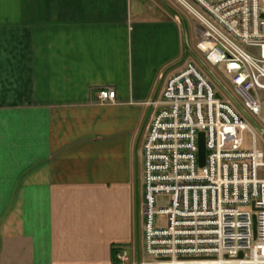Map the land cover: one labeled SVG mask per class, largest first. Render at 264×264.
<instances>
[{
  "label": "crops",
  "instance_id": "obj_1",
  "mask_svg": "<svg viewBox=\"0 0 264 264\" xmlns=\"http://www.w3.org/2000/svg\"><path fill=\"white\" fill-rule=\"evenodd\" d=\"M143 1L0 0V264H124L151 102L191 56Z\"/></svg>",
  "mask_w": 264,
  "mask_h": 264
},
{
  "label": "built area",
  "instance_id": "obj_2",
  "mask_svg": "<svg viewBox=\"0 0 264 264\" xmlns=\"http://www.w3.org/2000/svg\"><path fill=\"white\" fill-rule=\"evenodd\" d=\"M191 1L202 12L180 0L204 25L199 52L211 65H224L232 92L190 50L195 60L151 102L159 109L143 143L144 249L154 261L131 264H264V152L252 119L264 122V0ZM98 97L113 101L116 92ZM245 132L252 148H244ZM117 258L130 262L124 248Z\"/></svg>",
  "mask_w": 264,
  "mask_h": 264
},
{
  "label": "rangeland",
  "instance_id": "obj_3",
  "mask_svg": "<svg viewBox=\"0 0 264 264\" xmlns=\"http://www.w3.org/2000/svg\"><path fill=\"white\" fill-rule=\"evenodd\" d=\"M192 5H194L199 11L202 12L200 8L196 6L191 0H188ZM146 6L159 7L163 10H167L171 13L178 15L185 23L186 32L189 40V47L191 50L195 51L199 56L205 61L209 70L232 92V85L230 83V76L226 73L224 65L213 66L208 63L205 57L199 52L198 41H199V31L204 27V25L197 19V17L183 4L180 0H145L143 1ZM150 2V3H149ZM190 60L194 61L195 57L190 54ZM204 73L209 77L217 91L220 90L217 80L211 76V74L204 69ZM224 98H227L226 96ZM252 119L257 122L254 126L256 132L257 148L264 152V137L260 133V129H264V122L255 115H252ZM244 139V148H252V134L250 132H245L241 134ZM144 142V140H143ZM134 179L136 183L135 198L134 203V225H135V240L131 247L130 256L131 258L142 261H154L153 258L148 256L144 249V211H145V200L143 193V144L138 149L137 164L134 170ZM259 176L264 178V168L259 170ZM134 188V186H133ZM157 222L160 224H165L166 218L158 216Z\"/></svg>",
  "mask_w": 264,
  "mask_h": 264
},
{
  "label": "water",
  "instance_id": "obj_4",
  "mask_svg": "<svg viewBox=\"0 0 264 264\" xmlns=\"http://www.w3.org/2000/svg\"><path fill=\"white\" fill-rule=\"evenodd\" d=\"M199 145H200V150H199L200 165L204 166L205 165V158H206V148H205V137H204L203 133L200 134ZM255 231H256V222H255Z\"/></svg>",
  "mask_w": 264,
  "mask_h": 264
},
{
  "label": "trees",
  "instance_id": "obj_5",
  "mask_svg": "<svg viewBox=\"0 0 264 264\" xmlns=\"http://www.w3.org/2000/svg\"><path fill=\"white\" fill-rule=\"evenodd\" d=\"M119 248H114L113 251H114V254H115V260L118 261V258H117V255L119 253Z\"/></svg>",
  "mask_w": 264,
  "mask_h": 264
}]
</instances>
